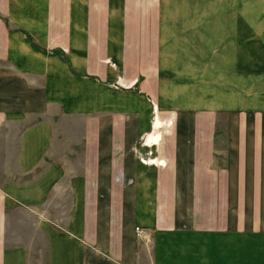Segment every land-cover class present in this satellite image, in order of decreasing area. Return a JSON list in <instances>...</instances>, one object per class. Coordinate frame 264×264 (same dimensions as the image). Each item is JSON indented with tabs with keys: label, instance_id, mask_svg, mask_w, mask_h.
I'll use <instances>...</instances> for the list:
<instances>
[{
	"label": "crops",
	"instance_id": "crops-1",
	"mask_svg": "<svg viewBox=\"0 0 264 264\" xmlns=\"http://www.w3.org/2000/svg\"><path fill=\"white\" fill-rule=\"evenodd\" d=\"M16 123L0 264H264V0H0V140ZM59 190L41 260L7 245Z\"/></svg>",
	"mask_w": 264,
	"mask_h": 264
},
{
	"label": "rangeland",
	"instance_id": "rangeland-1",
	"mask_svg": "<svg viewBox=\"0 0 264 264\" xmlns=\"http://www.w3.org/2000/svg\"><path fill=\"white\" fill-rule=\"evenodd\" d=\"M134 81V80H133ZM131 81V82H133ZM120 84V83H119ZM133 83H127V86L132 85ZM133 87V86H132ZM155 112V108H154ZM153 116H156L153 114ZM155 129H159L161 126V120L157 118L155 122ZM25 125L22 123L10 124L5 127V131L1 133L0 140V184L9 180L21 181L23 176L19 169L16 168L15 162L18 153L19 146V134L23 131ZM154 128V127H153ZM159 139L158 132L152 131L144 136L141 139L142 146L152 148L157 145V141ZM141 161L145 162H154L164 164L163 159H158L154 157V151L150 149L145 156H140ZM66 180V179H65ZM52 200V201H51ZM57 201L61 204V190L54 191L50 198L43 205L36 207L38 209L34 210V207L27 209L24 206L19 205L18 208L14 212H8L9 221H7L6 227V239L7 245L11 242V244L15 241L19 243H23L27 246V243H31L34 246V250L38 249L37 259H40L39 249H41L42 238L40 236H36V228L35 224H31L35 221L34 215L35 212H39V209L44 210L45 212L53 211L54 215L61 214V209L64 212H67L66 209L61 208L60 205L56 204ZM30 213H29V212ZM13 214L16 215L15 220H13ZM13 220V221H12ZM36 223V222H35ZM145 237V236H142ZM37 243V245H36Z\"/></svg>",
	"mask_w": 264,
	"mask_h": 264
},
{
	"label": "built area",
	"instance_id": "built-area-1",
	"mask_svg": "<svg viewBox=\"0 0 264 264\" xmlns=\"http://www.w3.org/2000/svg\"><path fill=\"white\" fill-rule=\"evenodd\" d=\"M138 232H139L140 235H145L148 232V230L147 229L138 228Z\"/></svg>",
	"mask_w": 264,
	"mask_h": 264
}]
</instances>
